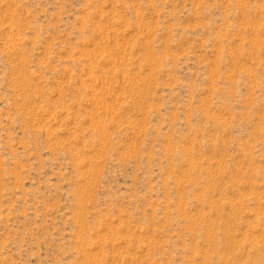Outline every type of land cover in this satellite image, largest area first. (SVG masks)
Returning a JSON list of instances; mask_svg holds the SVG:
<instances>
[{"label": "rangeland", "instance_id": "obj_1", "mask_svg": "<svg viewBox=\"0 0 264 264\" xmlns=\"http://www.w3.org/2000/svg\"><path fill=\"white\" fill-rule=\"evenodd\" d=\"M0 264H264V0H0Z\"/></svg>", "mask_w": 264, "mask_h": 264}]
</instances>
